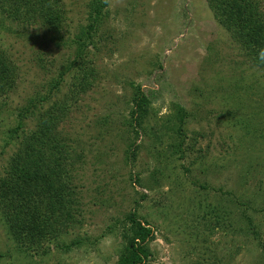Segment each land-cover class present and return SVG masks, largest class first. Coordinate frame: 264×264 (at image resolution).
<instances>
[{
  "label": "rangeland",
  "instance_id": "rangeland-1",
  "mask_svg": "<svg viewBox=\"0 0 264 264\" xmlns=\"http://www.w3.org/2000/svg\"><path fill=\"white\" fill-rule=\"evenodd\" d=\"M64 1V41L0 11V52L18 74L0 98V178L39 122L29 107L65 105L58 131L83 156L76 222L60 247L25 253L0 214V264H118L132 218L153 230L146 264H264L263 71L207 0H109L100 36L79 46L86 2Z\"/></svg>",
  "mask_w": 264,
  "mask_h": 264
},
{
  "label": "trees",
  "instance_id": "trees-1",
  "mask_svg": "<svg viewBox=\"0 0 264 264\" xmlns=\"http://www.w3.org/2000/svg\"><path fill=\"white\" fill-rule=\"evenodd\" d=\"M218 24L225 29L240 46L247 58L264 73V7L262 0H207ZM87 24L75 36V45L93 44L103 30L109 0H85ZM63 5V7H60ZM66 3L64 0H0V11L13 22L23 24L39 23L48 28L56 38L64 41L66 23ZM102 37L99 41H103ZM82 58L74 59L71 66L76 67ZM83 62V61H82ZM82 65L79 70L82 69ZM17 70L0 52V98L15 87ZM63 74L60 76L62 77ZM94 68L79 78L76 87L81 92L87 82L95 79ZM141 96V95H140ZM41 101H43L41 99ZM150 101L146 97L138 99V112H146ZM43 105L34 104L25 113L37 114L34 130L18 136L19 147L10 158L0 178V214L9 228L16 245L25 253L44 249V245L60 247L61 239L67 236L76 222L72 212L77 192L76 172L78 164L73 157L82 160L60 136L58 124L68 117V108L56 105L44 110ZM22 117L25 115H21ZM19 116V118H21ZM22 125L14 131L17 133ZM184 142V137L182 138ZM76 208V207H75ZM134 237L128 241L125 253L118 264H146L149 251L146 242L153 230L132 218ZM76 241L73 246H81ZM48 246V247H49ZM46 252H43V256Z\"/></svg>",
  "mask_w": 264,
  "mask_h": 264
}]
</instances>
